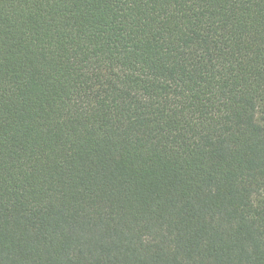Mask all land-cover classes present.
I'll return each mask as SVG.
<instances>
[{
	"label": "trees",
	"instance_id": "trees-1",
	"mask_svg": "<svg viewBox=\"0 0 264 264\" xmlns=\"http://www.w3.org/2000/svg\"><path fill=\"white\" fill-rule=\"evenodd\" d=\"M0 264H264V0H0Z\"/></svg>",
	"mask_w": 264,
	"mask_h": 264
}]
</instances>
